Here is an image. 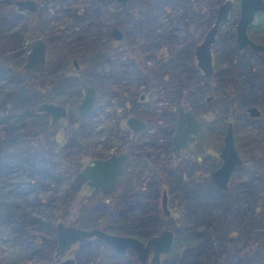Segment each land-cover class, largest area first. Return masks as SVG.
I'll use <instances>...</instances> for the list:
<instances>
[{
	"label": "flooded vegetation",
	"instance_id": "obj_1",
	"mask_svg": "<svg viewBox=\"0 0 264 264\" xmlns=\"http://www.w3.org/2000/svg\"><path fill=\"white\" fill-rule=\"evenodd\" d=\"M16 1L13 0L11 3L16 11L27 15L38 13L36 17H31L29 22L25 23L24 26L23 37L26 41L21 47L23 50L21 66L23 67L26 53L29 51L30 41L39 37L44 44L42 69L40 71L25 69L43 73L47 67L59 62L57 56H54L57 58L54 63L52 59H48V52L51 49L48 48L46 40L40 34L35 33L33 36H27L31 28L36 29L34 26L36 25V20L40 13V4L43 0H33L35 3L33 10L28 8L18 9ZM99 1H115L124 5L129 0H125L124 3L118 0ZM1 3L9 6L6 0H0ZM259 13L262 12H256L252 20ZM35 18L36 20L33 22L32 20ZM252 20L249 24L253 23ZM225 22L226 17L218 24L213 34V39L209 44V69L207 71L197 64L195 47L201 42L211 23L207 28L199 31L195 40L189 43L190 50L188 55L183 52L184 49L182 48L173 49L171 52L165 48H160L154 55L145 56L146 59L151 56V60L155 64L161 58L165 59L161 77L163 83L160 90L169 92V98L165 100V105L157 117L156 115L144 117L134 108V104L147 103L149 95L146 93V90L128 91L124 94V91L127 90V87H125L126 81L124 80L121 81L122 84L118 82L120 83L119 87L112 88L110 86L112 84L110 79L114 77V72H110V76L106 78L104 85L99 87L96 82L91 79L86 80L85 78L87 77H83L81 74V65L87 60L81 62L75 56H71L68 61L62 62V64L70 62L71 66H68L69 72L64 71L63 73L73 82L79 84L78 96L74 107L69 109L66 103L57 102L52 98L42 99L36 102L35 106L40 102H50L63 106L65 113L56 117L53 122H51L50 112L46 110L37 111L34 106L35 113H46L50 126L63 117H74L78 122L79 118L89 115L97 118L99 124L93 126L85 137H92L94 133H103L105 135V138L100 141L98 147H95L98 142L97 140L89 142L88 146H86L84 142L86 138L84 137L81 139L82 145H79L76 140L72 143V146H76L78 150L75 167L70 168L74 169L76 180L74 184L75 205L79 204L81 208L95 207L99 211L97 213L99 217L107 214L109 219L114 218L117 221L119 213L123 211H135L143 221L137 223L140 230H137L135 233H126L115 230L111 231L100 225L86 227L75 223H68L64 219H57L52 224L53 232L54 224L60 220L64 224L75 225L81 228H99L110 233L132 235L144 243L148 238L157 235L163 229H168L171 231V243L167 252H158L157 261L152 263L151 257L153 256V251L151 249H148L144 260L141 261L137 258L132 248L127 247L123 252H117L109 244L104 243L95 236L75 240L60 254L55 255V241L53 240L50 250L51 255L48 256L47 254L49 264H55L66 257H71L73 264H79L74 256V250L83 239L88 238L98 239L110 247L118 255V258L130 253L137 264H161L171 249L175 228L179 226L180 213L183 210L190 209L191 203L195 204V201H192L191 198L205 190L203 185L208 182L216 190L226 193L232 177V179L235 178L234 180L238 182L248 174L246 170L252 169L249 172L255 178V166H264V124L255 123L262 113H264V50H255L249 45L238 47L234 39L235 33L233 30L232 34H228V38L233 41V44H231L233 49L230 46L228 49L220 52L221 42L224 40L223 36L225 39L227 37L221 33V27ZM248 25L246 28L248 37L252 41L260 43L264 48L263 43L249 34ZM113 29H116L119 33L118 38L112 35ZM128 34H130L128 30L122 31L117 26H112L105 30L106 39L116 43L125 42ZM82 48V52H86L84 45ZM57 49H52L51 51L56 52ZM246 54L259 56L261 58V65H255L250 62L245 57ZM219 57L222 58V62L226 65L225 68L221 67L220 70L218 69ZM88 61H91V59H88ZM62 64L59 65L61 66ZM122 64L125 68L133 69L142 75L148 69L144 61H135L132 56L129 60L123 61ZM183 66L185 68L180 70ZM120 78L115 79L120 81ZM139 81L144 82V76ZM89 84L93 87L91 106L83 113H79L78 104L84 95L83 88ZM109 97H117L122 102L125 111L122 117L116 116L114 109L111 110L105 120L99 117L100 100ZM251 108L254 110H250ZM229 111H235L233 117L229 116ZM240 114L248 117L249 125L253 123L250 125L251 132L247 128V124L238 119ZM180 117L183 118V121L187 118L182 124L183 129H186L187 132H185V139L182 144L174 148V136L176 126L181 119ZM228 126H230L233 147L240 161L230 170L225 187L219 188L211 180L210 172L217 168L222 161L219 151ZM219 127L220 129H217ZM242 127L243 129H247V132L243 133L241 137L247 138V142L251 144L250 149L253 148L255 151L248 158H244L239 153L236 145L237 134ZM212 129L215 131L214 140L209 141V143L206 141L203 143L208 130ZM109 138L115 140L113 148L110 150H108L111 145L108 141ZM158 139L160 140L158 141ZM62 142L56 143V148L52 149V151L57 150ZM211 143L213 147L215 146L216 156L215 153L209 152L206 149L208 144ZM87 147L91 148L87 149ZM119 153L123 156L110 188L103 189L100 185L87 184L86 180L77 174L84 165L91 163L94 158H105L111 154ZM160 156H166V159H160ZM83 157L87 159H83ZM208 157L216 158L217 163H213L210 166L207 165L204 169L203 164H205V160ZM56 163L58 164V160ZM60 181H63V179L60 178L58 181L62 187V182ZM118 187L122 188L121 193L112 195L111 199L106 197L113 194ZM58 188L56 190H59ZM103 196L105 197L101 198ZM116 263L118 261L113 263L109 257L104 258L102 264ZM39 264L41 263L39 262ZM92 264H95L94 259L92 260Z\"/></svg>",
	"mask_w": 264,
	"mask_h": 264
},
{
	"label": "rangeland",
	"instance_id": "obj_2",
	"mask_svg": "<svg viewBox=\"0 0 264 264\" xmlns=\"http://www.w3.org/2000/svg\"><path fill=\"white\" fill-rule=\"evenodd\" d=\"M223 1L225 0H129L124 5L115 1H97L98 4L94 8L98 12H95V15L93 10H90L92 16L89 11L83 12V7L89 5V0H43L37 20L35 18L32 21L36 20V25L34 24L36 34H40L46 40L47 46L51 50L64 45L71 52L80 53L83 49V42H89L88 50L86 49L83 56H88L90 52V54L94 53L96 57L81 65L80 71L83 77H87L86 80L99 77L98 74L104 64L105 67H111V72H114L115 75L110 79L112 83L110 86L112 88L119 87L121 81L124 80L126 81L125 87H127L124 94L128 91L146 90L149 95L147 103L134 104V108L144 117L151 115L157 117L165 105V100L169 98V92L160 90L163 83L161 77L165 59L161 58L155 64L151 60V56L147 59L145 56L154 55L160 48H165L170 52L173 49L182 48L183 52L188 55L189 43L195 40L199 31L207 28L214 20L216 8ZM231 1L232 5L228 10L226 22L221 27L222 35L227 37L225 39L223 36L220 52L233 44V41L228 38V34L235 28L238 0ZM7 7L8 5L0 4V16L5 13ZM255 19L252 22H255ZM112 26L130 32L125 42L116 43L106 39L105 30ZM25 41L22 33H17L9 45L18 44L22 47ZM260 42L264 44V42ZM130 55L135 61H144V64L148 66L143 75L123 66L122 62L129 60ZM245 57L253 64L261 65L259 56L246 54ZM56 59L53 57L52 62H56ZM218 60V69L225 68L226 65L222 62V58L219 57ZM68 66H71L70 62L63 63L58 72H69ZM50 68L51 66L46 69ZM22 69H24L22 78L27 83H31L36 78L29 77L25 72H29L31 75L40 74L23 67ZM258 69L260 70V68ZM142 76H144V82L139 81ZM118 77H121L120 81L115 79ZM0 85L2 86H0V119L2 121L0 124V160L7 162L4 170L0 168V199L16 203L13 214L8 215L0 222V264H39L42 255L50 250L48 246L50 241L54 240V232L53 229H50L49 223L53 224L57 219H60L58 214L62 208L61 201L54 196V189L60 187L54 178L59 174L67 175L62 170L70 169L75 165L78 150L76 146L68 148L66 155L58 159V164L49 165L43 160V157L45 153L47 155L48 151L56 148V143H60L66 135L77 129L79 122L74 117L67 116L60 118L50 126L46 113H35L33 110V112L22 116L20 119L22 128L13 139V132L7 133L12 125L11 119H7V111L8 107L12 106L9 99H12L14 95V84L11 85L1 79ZM112 109L116 116L120 117L125 112L119 98H103L99 103V117L105 120ZM229 113V116L233 117L235 111H229ZM238 119L247 124V128L251 132L250 125L253 123L249 125L248 117L240 114ZM258 122L264 124V113L255 123ZM245 132L247 129L240 128L236 145L239 153L244 158H248L255 151L253 148L250 149L251 144L247 142V138L241 137ZM214 136L215 131L208 130L203 143L214 140ZM104 138L103 133H94L84 142L88 146L89 142L97 140L95 147H98ZM108 141L111 144L108 149L110 150L113 148L115 140L109 138ZM90 148L87 147V149ZM206 149L215 153L216 156V149L212 143L208 144ZM161 158L166 159V156H160ZM83 159L87 158L83 157ZM213 163H217V159L208 157L203 164L204 169ZM45 170L52 176L43 175ZM243 179L248 178L244 177ZM28 181L36 187L35 191L28 188L26 184ZM258 185L259 189L252 195L262 194L264 196V177L254 184V188L256 189ZM121 191L122 188L118 187L113 194L106 197L110 198ZM243 208H247L246 202H244ZM246 212H244V216L248 214V223L244 218L243 224L232 227L228 231L227 237L230 236L232 241L226 246V254L223 253L221 257L215 254L208 260L199 257L198 262L193 264H264V236L259 231L262 228L257 229L250 226V222L254 219L252 214L249 215V212ZM64 220L66 221L65 218ZM15 227H19L22 233L14 230ZM49 255L51 252L48 253ZM178 258L179 255L176 256V261L173 264H179ZM79 264H92V259ZM182 264L191 263L187 261Z\"/></svg>",
	"mask_w": 264,
	"mask_h": 264
},
{
	"label": "trees",
	"instance_id": "obj_3",
	"mask_svg": "<svg viewBox=\"0 0 264 264\" xmlns=\"http://www.w3.org/2000/svg\"><path fill=\"white\" fill-rule=\"evenodd\" d=\"M12 1L13 0H6L9 6L5 13L0 16V80L4 79L11 85L14 84V95L12 99H9V102H12V106L10 108L8 107L7 111V119L10 118L12 122L11 128L7 130V133L13 132L12 138L14 139L22 128L20 119L28 112H33L36 102L42 99L52 98L57 102L66 103L69 109L74 107L78 96L79 84L69 79L63 71L59 73V64L68 61L71 56H75L82 62L84 60L94 59L96 55L94 53L90 54L89 52L88 56H83L84 52H71L70 49L64 45L59 46L57 51H54L55 53L49 50L48 59L51 60L54 56H57L59 62L54 65H52V63V69H46L45 72L37 75H31L29 72H25L29 77L36 78L34 80L31 79V83H27L26 80L22 78V74L24 73V69L21 67L23 50L18 44H9L13 40V36L17 33H22L23 36L25 23L29 22L31 17H36L38 13L31 15L20 13L13 8L11 4ZM88 4V6L83 7V12L86 13L87 11L90 12V10H93V13L96 15L95 12L98 11L94 7L98 4L97 1L89 0ZM89 14L92 15L91 12ZM232 31L233 30L230 31V34H232ZM248 32L252 37L264 42V12L259 13L255 22L248 25ZM35 33L36 29L31 28L27 36H33ZM88 44L89 42L84 43V48L87 50ZM231 47V49H233V46ZM104 65L103 67L101 66L102 69L98 74L99 77L91 78L99 87L104 85V81L110 76V72L112 71L111 67L108 68ZM184 68L183 66L180 70ZM261 71L263 72V70ZM1 122L0 119V124ZM78 122L77 129L64 137L62 144L57 150L48 151L47 155L46 153L44 154L43 160L49 165L56 164L58 159L64 157L67 149L72 147L74 140H76L79 145H82L81 139L83 137L86 138L85 136L89 134L92 127L99 124L97 118H93L89 115L79 118ZM6 165L7 162L0 160L1 170H4L3 168H5ZM255 168V178L250 174L251 172H249L252 169L246 170L248 174L244 177L248 179H241L237 182L234 180L235 178L232 179V177L229 189L226 193L216 190L215 187L208 182L203 185L205 190L191 198L192 201H195V204L191 203L190 209L183 210L180 213L179 226L175 228L171 249L161 264H173L178 255L179 264L187 261L193 264L198 262L199 257H204V259L206 258L208 260L215 254L220 257L223 253L226 254V246L232 241L230 236L227 237L228 231L232 229V227L234 228L235 226L243 224L242 221L244 218H246V222L248 223V214L244 216L245 211L249 212V215L252 214L254 219L250 222V226L257 229L262 228L259 231L264 236V196L262 194H258L257 196L252 195L259 189V185L256 186L255 189L254 184L264 177V166L261 167L256 165ZM62 171L66 172L67 175L59 174L54 178L57 183H59L58 181L60 178H62L63 181H60L62 182V187L60 186L58 188L59 190L54 189L55 194L53 193L62 204L61 212L58 214L60 219L65 218L68 223H75L86 227L100 225L111 231L135 233L137 230H140L137 223L143 220L135 211H123L119 213V219L117 221L114 218L109 219L107 214L99 217L97 214L99 211L95 207L81 208V205H75L76 197L74 193V184L76 180L74 169H64ZM43 175L52 176V174L46 170ZM26 184L28 188L35 191L36 187L29 181ZM244 202L247 203V208H243ZM15 208V202L0 199V222H2L4 218H7L8 215L13 214ZM49 224L50 229H52V222ZM14 230L18 233H22L19 227H15ZM52 245L53 239L48 245L50 250ZM48 253L42 255L40 259L41 264H49ZM74 256L77 263L94 259L95 264H102L104 258L110 257L113 263L118 261L119 264H137L130 253L118 258V255H116L110 247L96 238L83 239L74 250ZM185 258L186 260H184Z\"/></svg>",
	"mask_w": 264,
	"mask_h": 264
},
{
	"label": "water",
	"instance_id": "obj_4",
	"mask_svg": "<svg viewBox=\"0 0 264 264\" xmlns=\"http://www.w3.org/2000/svg\"><path fill=\"white\" fill-rule=\"evenodd\" d=\"M99 1V0H98ZM124 3L125 0H118ZM33 0H17L16 5L18 9L28 8L34 9ZM232 5L231 0H225L220 3L216 8V16L209 26L208 30L201 42L195 47V54L197 64L206 71L209 69V44L213 39V34L218 24L225 19L228 10ZM238 16L234 28V39L238 47L249 45L255 50H264L260 43L252 41L246 32L247 25L251 22L256 12H264V0H238ZM112 35L119 37V33L116 29H113ZM43 41L37 37L30 41L29 51L26 53L25 61L23 63L24 68L31 69L33 71H40L43 65ZM84 95L78 104L79 113L86 111L92 103L93 87L91 84L84 86ZM37 111L46 110L51 114V122L55 120L59 115L65 113L64 107L56 105L50 102H40L35 106ZM250 110H254L251 108ZM175 131V144L174 148L180 146L185 139L186 129H183V118L180 117ZM132 119V118H130ZM192 122V120H191ZM193 130V129H192ZM122 154H111L105 158H94L91 163L84 165L79 171L78 175L86 180L87 184L100 185L103 189H108L112 186L115 178V174L118 170ZM219 156L222 161L220 165L210 172L211 180L219 187L224 188L227 176L232 167L239 163V158L233 147L230 126L223 136V144L219 151ZM54 254H60L66 249L73 241L95 236L104 243L109 244L117 252H123L127 247H130L135 252L139 260H144L148 249L153 251L151 262L157 261L158 252H167L171 243V231L163 229L157 235L148 238L144 243L138 238L132 235L110 233L99 228H81L75 225L64 224L58 220L54 224ZM55 264H73L71 257H66L57 261Z\"/></svg>",
	"mask_w": 264,
	"mask_h": 264
},
{
	"label": "bare ground",
	"instance_id": "obj_5",
	"mask_svg": "<svg viewBox=\"0 0 264 264\" xmlns=\"http://www.w3.org/2000/svg\"><path fill=\"white\" fill-rule=\"evenodd\" d=\"M168 205V204H167Z\"/></svg>",
	"mask_w": 264,
	"mask_h": 264
}]
</instances>
